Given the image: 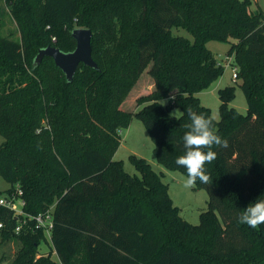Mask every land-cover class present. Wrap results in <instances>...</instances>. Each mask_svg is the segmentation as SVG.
I'll list each match as a JSON object with an SVG mask.
<instances>
[{"label":"trees","instance_id":"16d2710c","mask_svg":"<svg viewBox=\"0 0 264 264\" xmlns=\"http://www.w3.org/2000/svg\"><path fill=\"white\" fill-rule=\"evenodd\" d=\"M4 2L19 40L0 36V175L6 193L22 190L25 212H53L49 240L41 229L16 233L11 210L0 206V244L18 243L9 264H57L51 251L63 264H264V224L238 223L264 199V11L252 10L251 0ZM76 27L91 30L98 68L80 62L68 82L50 56L34 64L47 45L72 50ZM211 40L229 44L247 111L229 105L233 85L218 89L214 126L228 147H213L217 158L205 165L211 182L194 186L208 201L192 224L148 161L130 155L139 175L130 174L114 153L121 128L138 116L156 159L187 176L175 163L185 152V111L211 115L197 94L223 73ZM145 69L153 90L137 97L136 110L123 109ZM41 240L51 251L39 249Z\"/></svg>","mask_w":264,"mask_h":264},{"label":"rangeland","instance_id":"374dc122","mask_svg":"<svg viewBox=\"0 0 264 264\" xmlns=\"http://www.w3.org/2000/svg\"><path fill=\"white\" fill-rule=\"evenodd\" d=\"M251 9L257 7L264 11V0H251ZM48 27V26H47ZM171 33L174 35H182L192 39V36L185 29L180 27H172ZM0 36L9 37L13 40H19V31L17 25L12 18L4 0H0ZM52 39V38H51ZM52 41H56L52 39ZM206 46L214 54L216 61L223 66V73L210 85L206 90L199 92L197 95L199 101L204 106L210 109L211 115L220 118L219 105L220 98L218 89L227 85L234 86V96L229 102V105L235 108L239 113L245 114L247 111V102L244 93L239 86V82L232 78L233 63H227V49L229 44L211 40L206 43ZM153 90V80L145 69L136 83L133 85L126 98L122 102V108L125 110H136L139 106L136 104V99L140 95H145ZM181 113L178 107L171 110V114L179 116ZM120 144L114 153V159L121 160L123 169L130 173L139 175L135 169L130 155L142 157L148 161L151 167L161 175L162 181L167 184V190L172 203L179 208L181 217L192 224L199 223L201 211L207 208L208 193L204 188L185 187L186 175L180 170L173 169L159 162L154 153V142L148 134L143 121L138 116H133L127 127L121 128ZM3 137L0 135V142ZM9 183L6 182L0 175V192L6 193ZM18 243L14 240L5 241L0 244V264H9L17 251ZM39 249L44 252L51 251V244L48 241L41 240ZM51 257L55 259L54 251H51Z\"/></svg>","mask_w":264,"mask_h":264},{"label":"clouds","instance_id":"9594fccd","mask_svg":"<svg viewBox=\"0 0 264 264\" xmlns=\"http://www.w3.org/2000/svg\"><path fill=\"white\" fill-rule=\"evenodd\" d=\"M175 99V97H171ZM190 123L182 137L185 152L177 157L175 163L178 167L186 169L185 187L191 188L197 180L201 184H210V175L207 174L205 165L212 163L217 158L213 147H228V141L222 139L215 130V115L205 116L198 114L191 108L185 111ZM238 223L245 224L253 229L264 224V199L257 198L250 203L238 217Z\"/></svg>","mask_w":264,"mask_h":264},{"label":"water","instance_id":"95a60500","mask_svg":"<svg viewBox=\"0 0 264 264\" xmlns=\"http://www.w3.org/2000/svg\"><path fill=\"white\" fill-rule=\"evenodd\" d=\"M76 44L72 50L62 51L58 47L47 45L39 48L34 56V64L40 63L44 56H50L55 65L61 69L68 82L72 81L79 63L98 68L91 55V30L85 27H76L71 31Z\"/></svg>","mask_w":264,"mask_h":264},{"label":"built area","instance_id":"2783aa9c","mask_svg":"<svg viewBox=\"0 0 264 264\" xmlns=\"http://www.w3.org/2000/svg\"><path fill=\"white\" fill-rule=\"evenodd\" d=\"M52 39L55 40V37L52 36ZM227 63H230L231 56H227ZM232 78L236 79L237 68L233 66ZM22 190L17 186L13 192L10 193H0V206L6 207L11 210L13 217L16 219V224L14 231L16 233L25 229L26 231H33L35 229H41L46 237L50 240L51 230L53 227V212L52 206L46 209L43 212L37 214H29L24 211V199L22 198ZM3 226V223L0 222V228ZM55 258L57 264H63L59 259L58 255L55 253Z\"/></svg>","mask_w":264,"mask_h":264}]
</instances>
